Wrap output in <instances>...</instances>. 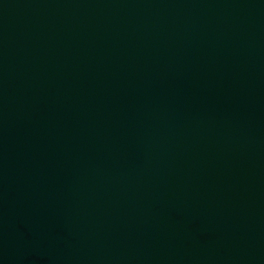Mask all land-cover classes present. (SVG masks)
Masks as SVG:
<instances>
[{
    "label": "water",
    "instance_id": "1",
    "mask_svg": "<svg viewBox=\"0 0 264 264\" xmlns=\"http://www.w3.org/2000/svg\"><path fill=\"white\" fill-rule=\"evenodd\" d=\"M0 264H264V0H0Z\"/></svg>",
    "mask_w": 264,
    "mask_h": 264
}]
</instances>
